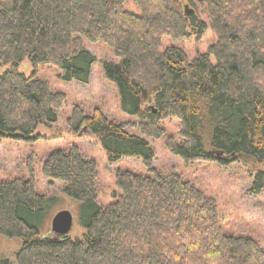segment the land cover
Instances as JSON below:
<instances>
[{
  "label": "trees",
  "instance_id": "trees-1",
  "mask_svg": "<svg viewBox=\"0 0 264 264\" xmlns=\"http://www.w3.org/2000/svg\"><path fill=\"white\" fill-rule=\"evenodd\" d=\"M128 1L0 0V137L37 138L39 126L56 122L67 100L37 69L21 71L25 61L55 65L64 80L89 83L97 56L87 41H102L120 59H104V75L136 120L76 105L68 124L96 136L110 163L135 156L152 171L119 169L121 192L103 206L96 159L77 145L52 151L42 171L63 180L64 193L81 202V238L42 235L59 198L39 192L33 177L0 180V235L21 239L14 257L0 254V264H264L258 241L225 233L214 197L178 172L162 174L154 167L155 148L128 130L136 125L161 137L162 121L176 116L179 133L166 146L187 162L263 163L264 0H134L141 13L128 9ZM201 12L216 34L207 52L191 58L180 46L161 49L165 35H203L208 23ZM253 171L249 192L259 195L264 168Z\"/></svg>",
  "mask_w": 264,
  "mask_h": 264
},
{
  "label": "rangeland",
  "instance_id": "rangeland-1",
  "mask_svg": "<svg viewBox=\"0 0 264 264\" xmlns=\"http://www.w3.org/2000/svg\"><path fill=\"white\" fill-rule=\"evenodd\" d=\"M127 8L141 13L134 0L128 1ZM201 16L208 23V28L203 35L193 33L187 39H174L165 35L161 49L164 50L170 45L180 46L191 58L207 52L210 45L216 41V34L209 25L208 15L201 12ZM87 46L97 56L89 83L77 80L66 81L62 78L63 71L51 64H39L35 68L29 61H25L20 66L19 69L26 74H31L34 69H37L36 75L48 79L56 90L65 92L67 100L58 111L56 122L39 126L36 131L37 138L0 137V180L33 177L39 192L59 198L51 207L41 228L42 235L53 234L52 219L62 209L71 210L74 216L68 237L81 238L86 232L80 221L81 202L73 200L64 193L65 182L63 180L46 177L42 171L43 161L52 151L77 145L86 156L96 159L99 169L98 202L103 206L110 204L115 200V195L121 192L116 183V174L119 169L145 174L152 173L140 157L123 156L110 163L97 137L89 133L85 126L79 132L70 128L68 117L76 105H80L88 114L100 108L110 118L120 122L130 123L136 120V116L122 109L116 83L109 80L103 72L102 61L104 59L114 61L120 59L114 55L111 46L105 42L87 41ZM211 58L213 62H216L214 56ZM1 67L4 69L6 66ZM162 125L166 129V134L161 137L143 134L136 125L130 124L128 130L145 137L155 148L154 167L162 174L178 172L186 179L193 181L204 193L217 200L225 233L252 237L264 248V190L259 195H252L249 192L255 175L253 169L264 168V162L253 166L244 165L237 160H232L228 164L209 160L187 162L166 146L169 135H178L180 119L171 116L163 120ZM20 246V238L0 235V254L14 257Z\"/></svg>",
  "mask_w": 264,
  "mask_h": 264
},
{
  "label": "water",
  "instance_id": "water-1",
  "mask_svg": "<svg viewBox=\"0 0 264 264\" xmlns=\"http://www.w3.org/2000/svg\"><path fill=\"white\" fill-rule=\"evenodd\" d=\"M187 13L191 14L193 12L188 6ZM74 222V216L71 210L62 209L58 211L52 219V232L60 236H67L72 229Z\"/></svg>",
  "mask_w": 264,
  "mask_h": 264
}]
</instances>
